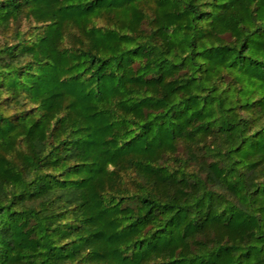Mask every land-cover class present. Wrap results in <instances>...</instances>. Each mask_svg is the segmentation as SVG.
I'll list each match as a JSON object with an SVG mask.
<instances>
[{
    "label": "trees",
    "instance_id": "16d2710c",
    "mask_svg": "<svg viewBox=\"0 0 264 264\" xmlns=\"http://www.w3.org/2000/svg\"><path fill=\"white\" fill-rule=\"evenodd\" d=\"M0 264H264V0H0Z\"/></svg>",
    "mask_w": 264,
    "mask_h": 264
}]
</instances>
